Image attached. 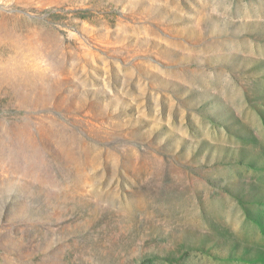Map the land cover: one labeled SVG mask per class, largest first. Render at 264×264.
I'll list each match as a JSON object with an SVG mask.
<instances>
[{
    "label": "rangeland",
    "instance_id": "rangeland-1",
    "mask_svg": "<svg viewBox=\"0 0 264 264\" xmlns=\"http://www.w3.org/2000/svg\"><path fill=\"white\" fill-rule=\"evenodd\" d=\"M0 264H264V0H0Z\"/></svg>",
    "mask_w": 264,
    "mask_h": 264
}]
</instances>
